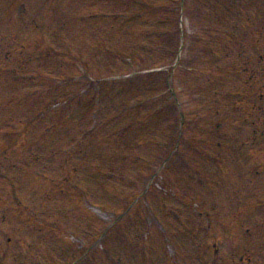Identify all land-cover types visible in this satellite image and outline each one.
<instances>
[{"label": "rangeland", "instance_id": "374dc122", "mask_svg": "<svg viewBox=\"0 0 264 264\" xmlns=\"http://www.w3.org/2000/svg\"><path fill=\"white\" fill-rule=\"evenodd\" d=\"M21 1L24 2V0ZM25 1H27L28 8L32 11L33 16L36 14L41 16L42 8L49 7L52 9V14L49 17H42L45 23L39 28V37H42L41 34L43 33L44 41H52L55 43V47L59 44L61 46L60 50L67 53L68 56L70 54L74 55V51L80 53L92 75L98 72L104 74V72H116L118 70L120 73L127 72L131 68L139 69L164 60V58L160 57L158 61H152V59L161 55L157 52L154 53V51H152V54L149 53L147 55H142L140 51V54L136 53V39H138L136 36V25L134 27L125 25L120 28L116 24L117 19H115L109 21V26L106 28L104 23L101 26L99 19L92 20L94 24H98L97 26L92 25L90 21L79 24L80 22L75 20L77 14L84 15L87 12V6H94L92 11L100 10L103 12L113 9L111 6H113L114 1L108 0V5H106V0ZM221 1L222 5L226 4L225 6H230L231 8V11H229L220 4L222 7L220 10L221 27L235 32L237 38L241 39V41H231L232 44L228 45V47L222 44L220 46L221 52L219 51L218 54V46L213 43L221 44L222 41L209 40L211 36L208 37L209 34L207 33L212 34L213 27L210 25L211 31H209L203 24L207 21L215 24L212 16L213 10L209 7V9L205 8L203 13H198L199 0H190L194 25L189 31H195V36H191L192 38L194 37L191 41H185L187 45L183 50L188 51V53L184 54L182 52L181 58L169 74V85L173 87L177 98L182 102L183 111L187 113L190 119L189 124L193 120H200L202 129H206V133L208 132L209 134H206V140L200 139L199 142L187 138L181 147L182 150L178 149L173 152V165L165 172L161 171L162 176L158 175L154 178L158 186H153L152 184L150 190H153L155 195L152 194L150 199L143 198L144 201H142L143 199L140 200L141 203L138 206L144 216H141L140 219L136 216V230H138L136 241L145 245L148 252L152 248L148 257L157 260L159 262L157 264H264V167L259 173L255 172L254 167L256 162H261L264 165V147L261 146L263 150L260 153L253 149L248 157L242 158L241 155L242 164L238 158L239 155L229 150H224L220 155L222 157L219 158L217 155H207L208 153L206 152L203 154L204 151L196 152L192 149L193 144L197 143L200 148H205V151L210 150L216 152V154L221 152L222 150L214 142L213 130L214 123L218 119L215 118L217 117L216 113L227 112L229 109L226 108H231L228 102V97L231 94H228V90L231 88L229 91L232 95H235V91H240V93L246 94L247 98H254L257 92L250 91L254 90L250 85L255 82L256 77H259L255 74L256 68L260 69V76H263L262 84H264V71L262 69V67L264 68V25L262 24L264 21H261L262 16L264 19V0ZM19 3L20 0H0V58L6 52H17L16 40H19V37L24 38L26 27H31L30 23L26 26V23H22L16 18L13 21H9L12 13L17 12ZM125 9L127 8L125 7ZM233 13H236V15ZM248 16L251 20H249ZM112 17L114 18V16ZM254 17L258 19V24L254 21ZM249 22L254 28H249ZM115 24L118 29L111 31L110 29L115 28ZM258 25L259 27L255 28ZM243 29H247L249 34L253 32L254 37L245 36ZM19 30H22V32L19 33ZM29 30L32 31L31 29ZM12 32L18 33V36L12 37ZM250 39H253V41ZM222 40L229 42L225 39ZM25 42L29 43V41ZM5 43L8 44L9 51ZM11 43L14 45L13 48ZM98 43H103L110 48L114 47L115 51L129 57L131 59V68L123 64H119L123 66H112L115 55L111 50L107 51ZM226 51H231L229 56L231 57L232 65V67L230 66L227 69L218 67L222 63L218 62L224 58ZM218 55H222L220 60L216 59ZM98 58L104 61L97 62ZM99 66L103 70H100ZM208 68L209 70L206 71L205 69ZM158 79L157 77H144L138 80L135 78L125 85L126 88L121 96L127 98V100H132L135 96L142 94L140 89H136V93L134 92L137 85L140 87L147 80L149 82L154 81V84H156L160 82ZM259 87V85L256 86V88ZM81 88L76 89L75 95L77 98L80 96ZM103 89L104 92H108L105 88ZM214 89L217 90V93L212 92ZM43 92H46V90H43ZM216 97L217 100H214ZM83 98L75 100V103H77L75 107L81 108L82 105L84 106L87 101L83 100ZM41 107L44 108L45 103L33 109L37 111V108L41 109ZM215 108L220 109L215 112ZM37 114L28 127V131L32 132V134L36 133L38 128L40 130L44 127L45 125L43 124H46L51 117L49 115V118L42 120V112L38 111ZM76 116H78V111ZM136 116H139V113ZM53 119L55 120V125L50 132L51 134L55 133L58 125L57 118ZM206 121L212 124L206 125ZM59 122L62 124V120ZM194 128L197 131L200 127L195 126ZM18 129L25 131L27 127L25 124H21ZM139 132L136 131V136L139 135L138 138L144 139L143 142H148L146 139L152 137L149 136L147 130H143L140 134ZM68 134H76V131ZM187 135L193 137L196 133L190 130ZM90 138L92 136L88 134V139ZM84 140H86V137H84ZM1 141L4 142L3 140ZM233 141L228 143L237 145ZM2 142H0V145H4ZM17 145H20V143ZM82 145H80L82 146L81 149L89 147L88 142H82ZM152 147H147L146 144L142 143L139 152L145 153L151 159L155 151ZM103 148L104 146L100 149L102 150ZM81 149H77V154H80L79 151ZM101 150L99 151V156L101 155ZM44 156L47 157V155ZM109 157V154L105 153L104 158L99 160L94 158V160L100 163H112ZM205 157L207 160H205ZM13 158L17 164L21 160L18 157ZM13 158L12 162H14ZM127 162L126 160V164L120 166L124 170L123 173L136 178L143 174L141 171H147L151 167L148 160L136 162V167L132 163ZM181 163L183 169L189 166L190 169L188 170H194L199 176L204 178V182L198 183L193 179L190 182L188 180L185 181V178H187L185 174L178 173L180 172ZM190 163L196 167H192ZM30 164H36L42 170L49 171L50 176H55L58 179L63 178V180H66L67 175L70 174L69 179L77 183L81 182V184L83 183V185L87 186V192L90 194L92 202L106 208H112V210L117 209L119 211L122 208L116 199L108 198L103 189L107 182L113 184L116 189L121 188L115 184L116 182L112 183L108 180H102L96 177L95 174L88 176L85 174L84 169L79 168L76 169L79 170L80 175H75L70 173L66 167L62 170L54 162L52 163V161L44 158H38L34 162L30 161ZM77 167L81 166L77 164ZM21 172L22 169L12 166L11 172L6 176V179L10 177V182L3 179L2 176L0 177V242L3 248L8 245L12 246L13 237L17 238L26 234L24 226L29 230L28 224H33L42 227V229H44L43 225H45L47 230L44 231L46 232L60 227L62 231L60 235L65 243L62 241V246L57 244L55 242L56 238L50 232L46 234L35 232L31 234V241L28 243V246H30V242L32 243L31 252H34L32 246H36V243L41 245L39 241H42L45 247L58 245L67 251L70 245L69 242L72 244L74 241L70 240L69 235L63 232L76 235L82 233L83 236H86L84 230L88 229L87 224L91 222L92 216L94 223L104 224V220L100 219L95 213L88 214L89 210L86 202L82 199L83 191L81 189L76 188L78 190H75L71 188L73 190L68 193L73 194L68 201L69 194L66 197L64 196L65 194L60 197H54L52 196L53 193L47 189H40L36 185L37 188H35L34 182L25 183L28 182L25 180L26 178H31L33 181L36 178L31 175H21ZM64 173L67 175L65 176ZM60 186L59 189L65 187L63 184ZM138 188L136 187V193ZM125 190L131 193L129 189L126 188ZM146 201L150 203L148 206L145 205ZM16 213L23 214V216L27 214L45 215L50 219L41 217V220L37 221L28 217L19 219L11 216V214L15 215ZM3 215L4 217H2ZM4 219L5 221H3ZM33 220L34 222H32ZM146 226L148 234L146 236L143 234L139 235L141 230H146ZM2 230H7V233ZM64 236L66 237L64 238ZM161 240L162 244L160 243ZM74 244L78 247L80 242L75 241ZM160 247H162L163 252L159 250ZM155 249L157 250V255L155 254Z\"/></svg>", "mask_w": 264, "mask_h": 264}]
</instances>
